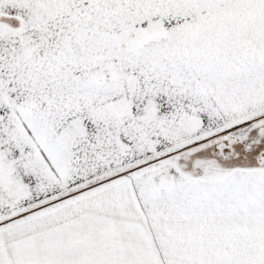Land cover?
<instances>
[{
	"label": "crops",
	"instance_id": "obj_1",
	"mask_svg": "<svg viewBox=\"0 0 264 264\" xmlns=\"http://www.w3.org/2000/svg\"><path fill=\"white\" fill-rule=\"evenodd\" d=\"M132 93L143 107H130ZM150 103L157 112L147 117ZM254 113H264V0H0V219ZM254 123L238 125L264 131V116ZM164 168L124 186L155 225L133 237L139 256L264 264V166L227 175L251 184L199 182L219 198L202 213L186 200L187 222L146 211L147 193L196 191Z\"/></svg>",
	"mask_w": 264,
	"mask_h": 264
},
{
	"label": "rangeland",
	"instance_id": "obj_2",
	"mask_svg": "<svg viewBox=\"0 0 264 264\" xmlns=\"http://www.w3.org/2000/svg\"><path fill=\"white\" fill-rule=\"evenodd\" d=\"M36 6H40L38 1ZM138 98L134 93L130 94V107H143V103L137 102ZM127 104L117 103L112 107H128ZM156 112L155 103H150L145 111L147 117ZM251 116L247 117L252 121L246 126L253 124L264 113L260 116L254 113ZM220 118L224 119L222 116ZM247 118L243 117L241 120H248ZM196 123L194 121L192 125ZM238 124L212 129L177 144L164 146L145 161L139 164L134 162L126 170L120 168L76 186L59 198L19 208L2 217L0 264H154L153 256L147 261L139 256V251H143L138 246V239L133 240L139 230L141 232L146 227L148 233L156 230L150 220L142 219L136 211L132 198L124 187L128 179L134 178L139 172L148 173L153 168L176 169L179 176L183 175V179L194 182L192 187L196 191L185 185L187 188L181 186L182 189L175 188L167 193H160L157 197L153 193H147L145 196L149 205L146 211L152 216L170 213L169 216L185 218L181 222L192 220L193 213L190 215L186 200L199 202L197 210L202 213L205 203H213L219 198V192L212 185L201 188L199 182L225 179L226 185L235 187L251 184L250 176L244 175L241 181L240 176L229 180L227 175L236 169L264 166V133H261L264 131L258 130L259 126L253 127L254 129L248 127L249 133L244 139H240L241 136L237 134L232 139L224 135L225 132L229 134L231 130L245 126ZM195 131L199 129L195 128ZM152 148H157V145L154 143ZM257 175L260 182H264V172L260 171ZM162 179L166 184L170 176ZM171 201L176 203L173 208H163V212L161 208H155L160 203ZM167 210L170 212L166 213ZM162 226L165 234L170 233V223ZM152 243L154 244V240L145 242L144 246ZM164 251H170V248L167 247Z\"/></svg>",
	"mask_w": 264,
	"mask_h": 264
},
{
	"label": "flooded vegetation",
	"instance_id": "obj_3",
	"mask_svg": "<svg viewBox=\"0 0 264 264\" xmlns=\"http://www.w3.org/2000/svg\"><path fill=\"white\" fill-rule=\"evenodd\" d=\"M249 129H250V128L242 129V127L235 128V129H233V130L230 131V134H228V137H229L230 139H232L234 136L239 135V136H241L240 139H242V138L244 139V138L248 135V133H249ZM236 134H237V135H236Z\"/></svg>",
	"mask_w": 264,
	"mask_h": 264
}]
</instances>
